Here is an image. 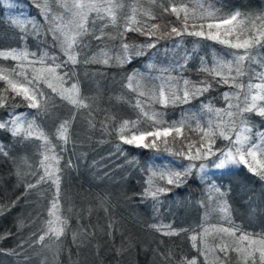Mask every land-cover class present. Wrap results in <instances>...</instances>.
<instances>
[{"label": "trees", "instance_id": "obj_1", "mask_svg": "<svg viewBox=\"0 0 264 264\" xmlns=\"http://www.w3.org/2000/svg\"><path fill=\"white\" fill-rule=\"evenodd\" d=\"M176 2L179 6L181 0ZM198 2L203 0H183V4L190 12L197 7ZM6 3L10 6H5V0H0V49L27 48L29 51H38L48 48L56 55L62 56L59 48H50L51 35L46 38L42 36L41 40L35 39L31 32L32 25L29 24L27 39H21L23 34L11 24L13 18L27 17L43 25L42 33L46 31L47 25L36 6V0H6ZM124 3L125 7L120 13L117 25L108 24L101 39H94L91 35L85 37V42L89 45L86 49L88 55L107 52L111 57L109 63H81L76 66L79 79L82 81L81 91L94 97L95 106L101 110H108L123 119H136L137 113L131 105L135 104L137 94L129 92L121 83L122 81L126 83L128 75L139 73L143 76L142 90L148 93L156 92L157 85L161 84L160 77L168 74L173 77L182 76L193 82L211 80L207 73L199 71L201 58H204L210 67L215 58H230L229 53L234 51L217 41L185 34L182 37L161 39L155 48H144V54L137 56L135 52L147 44L149 38L138 31L128 32L123 37L120 35L133 4L153 11L156 19L149 20V24L156 23L170 30V26L180 27L182 23L174 14L162 13L160 3L168 6V0H157L155 4L151 0H124ZM208 4L212 5L209 10L219 9L217 15L220 16L229 15L237 10L249 17L264 13V0H207L205 7ZM51 7L57 8V5L52 3ZM140 19L148 20L147 17ZM209 22L213 21L210 19L201 21L197 15L194 21L189 20V27L195 24L199 30L203 23L207 32ZM224 27L220 29L222 35ZM43 40L46 42L42 43ZM123 43L130 46L129 54L132 57L130 62L121 63L117 59L126 55L122 48ZM186 53L191 55L185 69L180 71L177 62L183 63ZM257 54L264 56V48L258 49ZM100 59L102 61L103 57ZM0 64L14 67L16 61L0 60ZM253 67L260 70L258 66ZM164 69H168V72H164ZM242 81L247 84L248 77H243ZM0 87H3V82H0ZM226 91L237 90L230 89L228 85L213 83L208 92L189 103H169L166 107L158 104L151 95H145L141 99L146 107L150 106L152 111L162 113L165 121H178L183 117H191L194 113L202 117L203 121H207L212 114L202 112V105L225 107L223 93ZM180 94L182 95V92ZM121 97L122 99H119ZM55 99L57 108L51 119L41 123L54 142L55 126L68 115L71 107L60 101L59 97ZM12 110L0 109V120L7 119V112ZM14 110L18 113L34 112L28 109L26 104H19ZM103 115V111L99 112L98 120L103 119ZM246 115L254 126L253 131H264V117L255 112ZM151 123L142 119L139 127L142 130H151L149 127ZM194 127L195 121L192 120L190 126L186 127L184 135L198 140V134L192 131ZM71 134L72 142L65 146L67 151L60 162L63 166L67 159L71 158L75 164V167L66 169L61 176V214L69 217L65 235L59 241L54 237L46 239L44 241L46 247L25 245L23 250L18 249L22 254L16 256L6 253L16 248L21 239L28 240L32 233L44 226V220L48 219L47 209L51 206L50 202L56 189L50 184H42L37 189L25 193L23 182L19 181L15 174L16 167L20 163L19 158L32 157L36 147L32 144L28 146L17 144L9 132L0 130V144L5 145L10 151L9 158L0 157V204L8 205L17 197H21L11 211L5 210V213L0 215V234L12 233L9 238L0 240V249L5 250L0 252V264H165L161 253H167L169 250L176 253L177 259L181 255H187L189 258L197 256L199 264H203L204 258L192 248L189 236L194 234L193 230L202 231L203 228H210L213 225L228 226L217 202L208 200V186L212 182L220 186L221 191L226 194L221 200L227 202L233 223L248 232H264V180L249 172L244 165H228L224 169H216L209 161H197V165L201 162L208 165L205 172L194 170L190 176L182 178L183 182L179 186L168 185L165 180H160L158 176L154 177L155 186L170 189L159 195L157 203L140 195L148 186L146 182L151 170L159 171L162 166H166L173 171H180L189 163L181 156L163 151L164 144L161 142L163 138L157 141L160 151L125 145L116 135L109 136L99 131V124L96 129H90L83 116L74 122ZM39 143L35 142L37 145ZM226 143L218 139L216 146L224 147ZM117 145H120V151L117 150ZM168 146L173 149L180 147L171 136L168 137ZM13 159L17 160V164L13 163ZM212 160H216V157ZM202 176L204 179H201ZM35 179L31 176L25 177L26 181L33 183ZM18 184L20 186H17ZM105 209H108V212H105ZM38 213L43 219H36ZM78 214L82 219L78 220ZM110 220L114 221L112 237L106 235ZM21 221L24 223L23 228L19 226ZM80 224L95 226L96 234L90 240L82 241L78 237L74 242L73 233L78 231ZM152 225H171L174 230L189 231L167 236L156 231ZM208 243L214 247L219 243V239L209 236ZM117 249L121 250L119 255ZM219 255L223 256L222 253ZM230 255L231 264H237L236 253ZM209 260H212L211 256Z\"/></svg>", "mask_w": 264, "mask_h": 264}, {"label": "snow or ice", "instance_id": "obj_2", "mask_svg": "<svg viewBox=\"0 0 264 264\" xmlns=\"http://www.w3.org/2000/svg\"><path fill=\"white\" fill-rule=\"evenodd\" d=\"M151 2L155 4L157 0H151ZM52 3H55L57 8L51 7ZM205 4L207 0L198 2L197 7L190 12L189 8L183 4V0L179 6L176 0H168V6L160 3L162 13L174 14L182 23L180 27L170 26V30L156 23H148L149 20L156 19L150 8H144L139 4L131 6L130 14L125 18L123 32L120 35L123 37L128 32L138 31L149 38V42L135 52L137 56L144 54V48H155L161 39L182 37L185 34L214 40L234 50L229 53L230 58H215L210 67L205 59L201 58L199 71L207 73L211 80L193 82L182 76L173 77L171 74L161 76L158 96L155 91L148 93L142 90L144 77L139 73L128 75L126 83L123 81L121 83L129 92L137 94L135 104L131 105L137 113L136 119H123L115 113L96 107L95 98L81 91L82 81L79 79L76 67L81 63H109L111 57L107 52L88 55L86 49L89 45L85 42V37L91 35L99 40L104 36V28L108 24L117 25L120 13L125 7L124 0H36V6L40 9L44 23L47 25L43 33L41 31L43 25L27 17L12 19L11 24L23 34L21 39H27L28 25L31 24L33 37L41 40L42 36L46 38L51 35L50 48H59L62 56L56 55L48 48L38 49V51H29L27 48L0 49V60L16 61L14 67L0 64V82H3V87H0V109H13L7 112V119L0 120V130L9 132L17 144L24 146L32 144L36 147L32 157H20L18 164L17 160L13 159V163L17 164L15 174L18 180L23 182L25 193L37 189L42 184H50L56 189L50 202L51 206L47 209L48 219L44 220V226L32 233L28 240L21 239L17 247L8 250L6 254L19 256L22 251L18 249L23 250L25 245L28 247L44 245L46 239L54 237L59 241L65 235L69 217L61 214V176L66 169L75 167V164L71 158H68L63 166L60 162L67 151L65 146L72 142L73 124L82 116L86 118L90 129H96L99 124V131L109 136L116 135L125 145L160 151L157 141L163 138L161 141L164 144L163 151L189 161L180 171H173L166 166H162L159 171L151 170L146 182L148 186L140 194L144 199L151 198L158 203L159 195L170 191L166 187L155 186L154 177L158 176L168 185L179 186L183 182L182 178L190 176L194 170L204 173L208 165L203 162L197 165V161H209L216 169H224L228 165H244L249 172L264 180V131H253L254 126L246 115L255 112L264 117V56L257 54L258 49L264 48V13L249 17L237 10L229 15L220 16L217 15L219 9L209 10L212 5L208 4L205 7ZM5 6H10L7 5L6 0ZM181 13H183L182 17ZM197 15L201 21L205 19L213 21L207 23V32L204 30L203 23L199 30L196 29L195 24L189 27V20L194 21ZM141 17H147L148 20L142 21ZM222 27H224L223 35L220 32ZM213 29L216 31L214 32ZM224 37H234V39ZM122 48L126 55L117 59L121 63L130 62L132 58L129 54L130 46L123 43ZM190 55L185 54L183 63L177 62V68L180 71L187 66ZM254 65L260 70L253 67ZM163 71L168 72V69ZM243 77H248L247 84L243 83ZM254 80L258 82H253ZM213 83L228 85L230 89L237 91L223 93L226 105L223 108H214L211 104L202 105V112L212 114L207 121H203L202 117L194 113L191 117L168 122L163 119L162 113L152 111L150 106L146 107L141 99L145 95H151L153 100L165 107L169 103H189L208 92L213 87ZM56 97L71 107L68 115L55 126L54 142L41 123L51 119L52 113L57 108ZM19 104H26L27 108L34 112H16L14 109ZM101 111L104 113L103 119L98 120L97 114ZM142 119L152 122L149 126L151 130H142L139 127ZM192 120L195 121L192 131L198 134V140L184 135L186 127L190 126ZM170 136L175 143H179V148H169L168 137ZM180 137L184 139L178 140ZM218 139L227 142L224 147L216 146ZM36 141L40 143L37 145ZM117 150H121L120 145H117ZM0 157H10L9 149L3 144H0ZM213 157H216V160H212ZM27 176L35 177V182L26 181ZM201 179L204 177L202 176ZM225 195L215 182L209 184L208 200L217 202L219 211L227 220L228 226L213 225L210 228H203L202 231L193 230L194 234L189 236L192 248L204 258L203 264H231L230 253H236L237 264H264V232H248L240 225L233 223L227 202L221 200ZM20 199L21 197H17L8 205L0 204V215H3L5 210L11 211ZM69 211L71 212L72 209ZM90 212L91 209H89ZM105 212H108V209H105ZM36 219L43 218L38 213ZM79 219H82L80 214H78ZM19 226L24 227L23 221ZM151 227L167 236L189 231L187 229L177 231L172 229L171 225H152ZM107 229L106 235L112 237L114 221H109ZM95 234V226L80 224L78 231L73 233V241L75 242L78 237L82 241L90 240ZM11 235V232L0 234V240L7 239ZM209 236L213 239L218 238L219 243L211 247L208 243ZM3 251L5 250L0 249V252ZM120 251L117 249V255ZM220 253L223 256L219 255ZM161 255L165 264H199L197 256L189 258L187 255H181L177 259L176 253L171 250Z\"/></svg>", "mask_w": 264, "mask_h": 264}, {"label": "rangeland", "instance_id": "obj_3", "mask_svg": "<svg viewBox=\"0 0 264 264\" xmlns=\"http://www.w3.org/2000/svg\"><path fill=\"white\" fill-rule=\"evenodd\" d=\"M160 85H161V84L157 85V88H156V92H155V93H156L157 96H158V94H159V88H160ZM158 104H160V103H158ZM160 105H162V104H160Z\"/></svg>", "mask_w": 264, "mask_h": 264}]
</instances>
